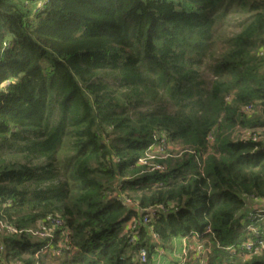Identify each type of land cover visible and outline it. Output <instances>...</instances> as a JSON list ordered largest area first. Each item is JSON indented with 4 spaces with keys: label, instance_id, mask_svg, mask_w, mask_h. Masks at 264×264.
I'll return each mask as SVG.
<instances>
[{
    "label": "trees",
    "instance_id": "trees-1",
    "mask_svg": "<svg viewBox=\"0 0 264 264\" xmlns=\"http://www.w3.org/2000/svg\"><path fill=\"white\" fill-rule=\"evenodd\" d=\"M262 47L264 0H0V264H156L153 233L264 264ZM124 199L159 209L137 245Z\"/></svg>",
    "mask_w": 264,
    "mask_h": 264
},
{
    "label": "built area",
    "instance_id": "built-area-1",
    "mask_svg": "<svg viewBox=\"0 0 264 264\" xmlns=\"http://www.w3.org/2000/svg\"><path fill=\"white\" fill-rule=\"evenodd\" d=\"M259 53H260V55H264V47H262L259 50ZM243 112L247 115H251L254 112V109L252 106H247V107L243 108ZM155 138L161 139V138H165V137L155 136ZM243 140L244 141L250 140L249 136L244 137ZM252 141L257 142L258 138L253 137ZM167 146H168L167 140L161 139L160 144L151 148L152 153L147 155L146 158H143L140 160V164L143 166H147L150 171H164L165 167H162L156 163H153V160L155 159V155L166 156L164 151L166 150ZM169 149H170V151H172V150L179 151L180 150L178 147L173 148V149L169 148ZM124 202L126 203L127 206L135 207L136 212L139 215H141V218H138V219L133 218L125 226V230L129 235L131 243L133 245H137V243L140 239V237L138 235V230L143 226H147L155 218L159 209H154V208L141 209L140 207H137L130 199H124ZM254 218L259 219L260 221H263L264 220V209H258L257 213L254 215ZM60 226H63V221L60 219L55 220L54 227L59 228ZM11 232H16V231L11 230ZM207 233H211L210 228L207 230ZM33 235L38 236L40 238H45V239L53 237L52 231H50V232H35ZM153 238H154V240L158 246V247H156L157 254L160 252H163L164 250L160 247V242L158 240V237L154 233H153ZM180 240H181L182 244H184V249L186 250V253L187 252L189 253V247H192L193 251L195 252L196 258L199 261V264H205L207 249L205 247L204 241H202L200 239V236L198 234H192V235L187 236V237H182V238H180ZM63 247H64V244L61 240V242H59V245L55 250L51 251L50 246H48L46 248H43L40 253H52L55 256H59L61 254V249ZM252 248H253V244L247 245V250L249 252L252 251ZM261 249H264V244H261ZM1 251H2V249H0V256H1ZM136 256L139 259L140 264H147V262H148V251H147V249L141 248L140 250L137 251ZM156 264H165V263L158 261ZM166 264H168V263H166ZM176 264H189L188 254L184 255V253H183L182 257L176 261Z\"/></svg>",
    "mask_w": 264,
    "mask_h": 264
},
{
    "label": "rangeland",
    "instance_id": "rangeland-1",
    "mask_svg": "<svg viewBox=\"0 0 264 264\" xmlns=\"http://www.w3.org/2000/svg\"><path fill=\"white\" fill-rule=\"evenodd\" d=\"M242 19V15H239L238 13L236 14H230L226 20V24L225 27L223 29L222 32V36L224 37H228L230 35L235 34L238 31V26L241 22ZM247 133H243L242 135H245ZM255 204V203H254ZM258 205V209H264V203L259 202L257 204H255V206ZM180 244L182 246L179 247L178 250L176 249H172V250H168L167 248L163 249V252H160L158 254L157 251L154 252V260L157 263L158 261H161L162 263H167L169 262V264H176V261L179 260V258L182 257L183 253L188 254V259L189 262H191L192 264H199L198 259L195 256V252L193 251L192 247H189V253H186V250L184 249V244H182V242L180 241ZM169 247V244L166 246ZM176 255L178 256H175ZM157 257V258H156ZM187 257V256H186ZM205 262H206V258H205Z\"/></svg>",
    "mask_w": 264,
    "mask_h": 264
},
{
    "label": "crops",
    "instance_id": "crops-1",
    "mask_svg": "<svg viewBox=\"0 0 264 264\" xmlns=\"http://www.w3.org/2000/svg\"><path fill=\"white\" fill-rule=\"evenodd\" d=\"M180 241H181L180 238H177V239L173 240L172 242L169 243V247H167V249L168 250H172V249L178 250L179 247L182 246L180 244ZM175 256H178V255H176V253H175ZM167 263L169 264V262H167Z\"/></svg>",
    "mask_w": 264,
    "mask_h": 264
}]
</instances>
